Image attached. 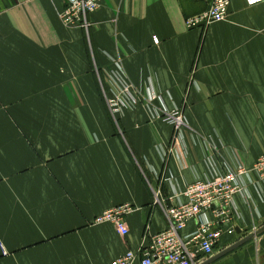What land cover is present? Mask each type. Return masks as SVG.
Returning <instances> with one entry per match:
<instances>
[{
	"label": "crops",
	"instance_id": "1",
	"mask_svg": "<svg viewBox=\"0 0 264 264\" xmlns=\"http://www.w3.org/2000/svg\"><path fill=\"white\" fill-rule=\"evenodd\" d=\"M65 8L0 0V264H111L167 229L188 185L264 155V3L234 0L204 31L186 21L208 1L103 0L88 32L62 23ZM125 85L135 104L114 113ZM176 108L179 156L154 118ZM242 181L236 235L214 256L253 238L210 264H264V180ZM123 205L128 236L94 224Z\"/></svg>",
	"mask_w": 264,
	"mask_h": 264
},
{
	"label": "built area",
	"instance_id": "2",
	"mask_svg": "<svg viewBox=\"0 0 264 264\" xmlns=\"http://www.w3.org/2000/svg\"><path fill=\"white\" fill-rule=\"evenodd\" d=\"M103 0H65L66 8L61 13L62 23L68 28H81L89 31L90 14L101 7ZM208 1V8L201 14L186 21L187 29L207 30L215 23L227 20L234 0H194ZM248 7L263 4L264 0H244ZM158 43V40H156ZM127 100V101H125ZM127 102L135 104L130 86L125 85L116 95H112L110 108L114 113L123 109ZM119 110V111H120ZM154 118L172 126L175 137L173 148L177 156L181 155L184 144L183 130L188 123L179 108L174 110L160 109L154 112ZM182 150V151H181ZM179 152V153H178ZM256 174L264 179V155L260 156L251 170L239 164L237 169L224 173L212 171L188 185L180 194L185 199L175 205L165 207L168 227L152 237L151 242L139 251L128 250L111 264H200L202 259L211 258L223 235H236L233 224L239 210L235 204L237 195H245L242 178ZM132 206L123 205L107 210L95 219V225L112 224L117 232L126 237L129 229L126 216L133 212ZM196 224V230L184 234L187 225ZM6 255V252H4Z\"/></svg>",
	"mask_w": 264,
	"mask_h": 264
},
{
	"label": "water",
	"instance_id": "3",
	"mask_svg": "<svg viewBox=\"0 0 264 264\" xmlns=\"http://www.w3.org/2000/svg\"><path fill=\"white\" fill-rule=\"evenodd\" d=\"M237 233L239 234V230H237ZM253 238V236L246 238L245 240L239 242L238 244H235L234 246H232L229 249H226L225 251H223L222 253L218 254L217 256L212 257L207 264H210L211 262L221 258L222 256L226 255L227 253L231 252L232 250H234L235 248H238L239 246L243 245L244 243H246L247 241H250Z\"/></svg>",
	"mask_w": 264,
	"mask_h": 264
},
{
	"label": "rangeland",
	"instance_id": "4",
	"mask_svg": "<svg viewBox=\"0 0 264 264\" xmlns=\"http://www.w3.org/2000/svg\"><path fill=\"white\" fill-rule=\"evenodd\" d=\"M263 180H264V179H263ZM263 180H262V181H263Z\"/></svg>",
	"mask_w": 264,
	"mask_h": 264
}]
</instances>
